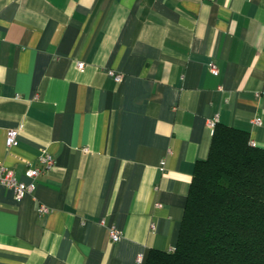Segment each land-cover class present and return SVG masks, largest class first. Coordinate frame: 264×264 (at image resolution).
Wrapping results in <instances>:
<instances>
[{"label":"crops","instance_id":"crops-1","mask_svg":"<svg viewBox=\"0 0 264 264\" xmlns=\"http://www.w3.org/2000/svg\"><path fill=\"white\" fill-rule=\"evenodd\" d=\"M211 121L264 149V0H0V163L55 159L32 195L0 187V264L174 250Z\"/></svg>","mask_w":264,"mask_h":264},{"label":"trees","instance_id":"trees-1","mask_svg":"<svg viewBox=\"0 0 264 264\" xmlns=\"http://www.w3.org/2000/svg\"><path fill=\"white\" fill-rule=\"evenodd\" d=\"M216 125L196 164L178 243L144 264H264V149Z\"/></svg>","mask_w":264,"mask_h":264},{"label":"built area","instance_id":"built-area-1","mask_svg":"<svg viewBox=\"0 0 264 264\" xmlns=\"http://www.w3.org/2000/svg\"><path fill=\"white\" fill-rule=\"evenodd\" d=\"M78 68L80 70H84L85 64L80 62L78 64ZM211 71L218 75L219 71L215 64L211 65ZM108 74L114 78L116 83H121L123 81V76L119 73H116L114 71H109ZM258 124L261 123V121H257ZM209 127L212 130H215L216 122L211 121L209 124ZM21 130L20 129H14L11 130L8 133V137L6 140V144L9 148L17 147L20 143L19 137H20ZM252 147H257V144L255 142L250 143ZM39 163L42 167H38L33 165L32 163L29 165L25 176L28 179L29 182H23L21 181L15 171L13 169H10L9 167L3 165L0 163V187H6L15 192L16 199L18 201L24 199L28 195H32L36 190V180L37 178L43 173L44 171L50 170L55 163L54 156L50 154L48 151H43L41 156L39 157ZM165 166V163H162V168ZM48 213V209L46 207H41L39 209V214L45 215ZM111 238L113 243H118L121 241V233L116 229L112 228L110 230ZM139 264H144L145 257L143 255H140L138 257Z\"/></svg>","mask_w":264,"mask_h":264}]
</instances>
